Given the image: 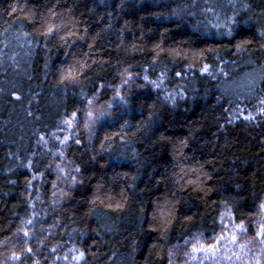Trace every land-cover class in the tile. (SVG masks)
<instances>
[{
  "label": "trees",
  "instance_id": "obj_1",
  "mask_svg": "<svg viewBox=\"0 0 264 264\" xmlns=\"http://www.w3.org/2000/svg\"><path fill=\"white\" fill-rule=\"evenodd\" d=\"M233 3L235 8L228 0H196L195 7L192 0H60L59 4L56 0H0V264L35 261L69 264L71 260L62 257L71 256L69 249L73 246L85 251L87 264H167L166 259L158 258L153 245L182 247L184 238L197 231L205 232L206 236L213 229L219 231L214 218L223 210L221 199L231 202L233 197L238 200L243 197L241 210L257 211L256 205L264 199V117L257 111L259 99L264 96V79L248 91V106H242L256 119H235L236 97L218 84L185 87L187 78H203L209 83L213 80L198 71L199 64L186 69L191 59L182 56L174 59L164 52L159 62L149 68L150 77L156 79L166 69L167 91L183 89L184 96L176 97L173 105L171 100L164 99V91L133 87L129 96L133 103L125 116L131 125L142 119L147 121L148 105H156L151 130L145 129L147 135L129 136L127 144L117 140L111 151L99 155L103 133L118 128L102 129L99 125L92 135L81 123L74 131L81 144L73 141L64 148L55 139L63 137L57 131L58 125L72 111L79 110V120L83 121L87 100L81 95L82 90L87 98L97 95L99 102L110 100L112 89L105 87L97 93L99 84L119 85V72L129 66L132 72H142L151 63V49L160 42L162 34L165 49L178 48L182 53L219 49L225 63L216 60L214 53H206L205 62L212 64L214 71L223 67L231 80L252 69L264 73L259 38L254 29L243 23L251 17L250 23L256 28L264 25V0H233ZM244 4L250 7L245 9ZM13 6L19 9L15 13L11 12ZM52 6L65 20L74 19L80 34L86 35L84 41H78L74 49L67 51H76L89 64L93 60L105 62L93 64L87 77L75 85L60 81L58 68L62 61L70 59L63 55L65 49H54L47 67L42 43L28 54L31 46L27 40L38 36L36 29L40 27L41 16H47V8ZM208 7L221 17L239 13L240 24L233 37L219 35L210 27L208 21L215 23V17L204 11ZM173 10L179 15H172ZM192 12L196 15H189ZM26 17H31V21ZM23 32L30 35L25 37ZM254 37V43L244 53H237V42ZM90 43L91 50L87 47ZM177 71L186 74L175 77ZM136 83H145L142 76L137 77ZM229 119L234 122L228 123ZM161 135L170 139L162 141ZM181 139L188 140L183 149H179ZM58 150L65 152V163L74 161L82 167V175L73 174L83 183L72 187L70 197L53 205L51 182L56 178L55 163L60 162L53 153ZM93 156L95 160L91 159ZM29 159L45 171L48 183L38 180L33 182L35 188L25 187V178H30L31 172L20 165L27 164ZM201 165L212 179L201 175L202 184H189V180L196 181L197 177L185 176L181 168L196 169ZM125 172L128 177L123 175ZM132 176L137 177L135 182ZM58 183L68 190L64 181ZM98 184L102 186L99 192ZM237 184L241 187L237 188ZM201 188L213 191L206 194ZM36 189L40 200H35ZM30 192L35 217L28 203ZM173 205L175 212L165 241L161 239L162 233L151 231L150 226L157 227L161 213L167 215ZM186 216H191L192 221H185ZM26 219H33L34 223L23 224ZM53 224L55 227H50ZM18 228L30 232L27 243ZM27 247L33 251H22ZM53 248L57 249L55 253ZM254 251H258V246ZM13 252L20 259H11ZM178 264H183L182 257Z\"/></svg>",
  "mask_w": 264,
  "mask_h": 264
},
{
  "label": "snow or ice",
  "instance_id": "obj_2",
  "mask_svg": "<svg viewBox=\"0 0 264 264\" xmlns=\"http://www.w3.org/2000/svg\"><path fill=\"white\" fill-rule=\"evenodd\" d=\"M56 3L59 4L60 0H56ZM228 3L235 8L236 5L233 3V0H228ZM196 0H192V6L195 7ZM187 7V6H185ZM243 7L245 9L249 8L248 4H244ZM55 6L47 8V16H41L40 27L36 29L38 36L35 39L27 40V43L31 46L29 48V55H31L32 48L41 45L45 50L46 62L45 67L48 66V60L52 59V56L49 55L53 53V50L65 49L63 55L65 57H69L70 59L62 61L61 66L58 68L60 81L62 83L67 84H77L81 81L82 78L87 77V70L92 68L93 64L102 65L105 63L104 61H96L93 60L92 64H89L86 59H82L78 57L76 51H67V49H74L77 46L78 41H84L86 39V35L80 34V31L77 27V22L73 20H65L63 18L62 13H58L54 10ZM19 9L15 6L12 7L11 12L15 13ZM183 10V9H181ZM31 11V10H29ZM207 13H211L215 17V23L208 21V24L211 28L216 29L219 35L233 37L234 32L240 21L237 19L239 15L238 12H234L232 16L221 17L214 8L208 7L204 10ZM69 14H71L72 9H68ZM35 13L32 12V17H34ZM172 15L176 16L179 13L173 10ZM189 15H196L195 12L189 13ZM26 19H30L31 17H26ZM58 21V22H57ZM251 17L249 20L244 21L245 25H249V29L255 31L256 35L259 38V51L264 53V25L256 28L254 23H250ZM198 25H193V28H197ZM84 33L88 32V29L85 28ZM167 31V30H166ZM23 36L28 37L30 34L27 32L22 33ZM98 35V34H97ZM95 40V38H93ZM254 38H245L240 40L235 44V48L237 53H244L246 49L254 43ZM164 42L163 34L161 35V40L159 43L153 45L151 51L153 52V59L151 63L147 67L142 68V72H132L130 71V67L124 68L119 72V77L121 83L119 85H112L104 83L99 84L97 88V93H99V89H103L105 87L111 88L113 91V95L110 100L105 101L103 104L98 105L99 101L97 95H93L91 98H87L83 90L81 91V95L85 96L87 100L86 109L84 111V119L83 121L79 120V110L72 111L70 115L65 116L61 121L60 125H58L57 131L63 133V137L55 136V139L59 142L61 146L67 148L70 142H73L76 145L81 144V140L74 137V131L76 128L83 124V127L92 135H95V129L97 125L103 129L105 127L110 129L118 128V131H105L103 133L102 138H100L99 144V153L111 151V145L117 140L125 142L127 144V139L129 136L134 137L137 133H143L147 135L145 129L151 130V124L156 116L155 103L148 105L150 111L148 112L147 121L141 120L136 125H131L128 119H125V116L128 113L129 106L133 103L129 96L132 94L131 90L133 87L137 89L142 88H152L160 91H164V99L171 100L173 105L176 103V96L179 95L183 98L182 92H168L165 84V80L167 79V70L160 71L158 77L156 79H152L150 77L149 68H152L153 65L159 62V58L162 53L167 52L168 55L175 57L182 56L185 59H191L192 63H188L185 67L188 70L193 69V67L197 64L200 65L198 71L207 77L215 80L217 76L223 75L227 76L223 69V67L218 68V70H213V65L209 64L206 61V53H214L216 60H219L221 64L225 63L220 57V50L207 48L201 50H190L188 52H181L177 49H165L162 47ZM87 47L91 50L93 48V44L90 43ZM135 47V46H133ZM142 47V46H141ZM87 57V53L83 54ZM154 71V69H153ZM185 71H177L175 72V77H183L185 75ZM145 83H136L137 77H141ZM264 79V77H261ZM256 83L255 79L251 81V85L254 86ZM127 88L129 91L125 92L124 89ZM102 95V93H100ZM222 98V97H221ZM19 99V97H17ZM220 99V98H218ZM230 104L232 101H228ZM144 105L141 104V108ZM227 111V110H225ZM258 114L261 117H264V98L259 99L258 106ZM234 113H238L235 115V119H239L243 117L245 121H252L256 119L251 112H248L247 115L244 114V110H242L239 105L233 110ZM112 118L111 123H108V119ZM228 123H233V119H229ZM134 129V130H133ZM170 138L161 135L160 140H169ZM43 141V137H41ZM47 144V141H44ZM188 146L187 139H181L179 141V149H183ZM35 153H33V156ZM53 155L58 156L60 160L59 163H55V171L56 178L51 182L52 191V204L58 205L61 200L66 199L71 196V189L78 183H83L82 180H78V176L74 175L81 174L82 175V167L79 164H75L74 161H67L65 157V152L63 150H58L57 153H53ZM95 160L96 157L93 156L91 158ZM21 167L28 169L31 172L30 178H25V187L26 188H35L34 181L42 180L44 183H48L45 179V171H41L40 167L37 166V162L29 159L27 164H21ZM44 167L51 168V165H44ZM201 168L203 166L201 165ZM193 173L197 171V169H192ZM125 177H128V173H123ZM208 180L212 179V176L208 173H205ZM132 181L135 182L137 179L136 176L131 177ZM60 181H64L68 185V190L65 188H61L59 186ZM10 183H15V181H10ZM189 184L194 186L200 185L203 181H188ZM43 185H41L42 187ZM134 186V184H133ZM101 185H97V192L101 189ZM237 188H240L241 185L237 184ZM201 191L207 192L213 191L211 188H201ZM29 201L31 208L33 209L31 215L35 217L37 212L35 211V203L32 201L31 197L33 193H29ZM41 197L39 195V189H36L35 200H40ZM243 197L240 198L242 200ZM240 200L236 197L231 198V202L227 199H221L219 204L222 206V211L218 213V216L214 218V223L218 222L219 231L215 229L212 230V234L210 236H206L205 232L197 231L187 238L183 240V246L180 245H172L171 247L165 248L162 245L154 244L153 251L157 252V256L161 260L167 261V264H178L181 257L183 258V264H264V199L260 200L257 207V211L252 213H245L241 210ZM91 203H95L93 200ZM111 207V205H109ZM119 208L120 205L118 204ZM175 212V205L172 206V210L165 215L161 213V221L157 227L152 228L150 226L151 231H159L162 233L161 239L167 240V232L171 226V221L173 219V215ZM90 214V213H89ZM246 217V218H245ZM191 216L184 217V220L187 222L192 221ZM156 221V215L153 214V222ZM23 224L31 225L34 223L33 219H26L22 221ZM50 227H55V224ZM17 232L23 233L25 237V243H27V238L30 236V232L25 228H18ZM253 233L251 236L249 233ZM43 243V240L40 241ZM258 246V251H254ZM56 248L52 249V252H56ZM22 251H26L31 253L33 250L31 247H27L22 249ZM71 253V261L69 264H87L86 253L85 251L73 246L69 249ZM251 253V256L249 254ZM11 259L18 260L20 256L13 252ZM61 259V257H57V260ZM63 260L69 261V256L65 255L62 257ZM34 264H40L39 261H35ZM55 264V261L53 262Z\"/></svg>",
  "mask_w": 264,
  "mask_h": 264
},
{
  "label": "rangeland",
  "instance_id": "obj_3",
  "mask_svg": "<svg viewBox=\"0 0 264 264\" xmlns=\"http://www.w3.org/2000/svg\"><path fill=\"white\" fill-rule=\"evenodd\" d=\"M261 77H264L263 72L255 71V69H252L250 72L247 71L245 74H243L237 80H231L229 78V73H228V75L226 77L223 75L217 76L216 81H214L212 79L213 83H209L207 79H203V78H197V77H193L192 79L187 78L188 79L186 81L187 83L184 85H185V87H189V86L200 87L201 85L202 86L206 85V87H211V86H214L217 84H218V86L222 85L223 88H225L228 93L230 92L233 95V98L236 97V99H234L236 101V104L239 105V107L242 108V110H244L243 109L244 107H242V106L245 104H246L245 107L248 106L247 105L248 91H251L255 87V86L251 85V81L253 79H255L256 83H260L263 80V79H261ZM168 92H182L183 96H184L183 89L176 90L175 88H173V89H170ZM176 97H179V95H177ZM238 97H240V98H238ZM263 98H264V96H263ZM104 102L105 101H100L97 106L103 104ZM244 114L247 115L248 111L244 110ZM98 127H99V125H97L96 129ZM68 256H69V259L71 260V256L70 255H68Z\"/></svg>",
  "mask_w": 264,
  "mask_h": 264
},
{
  "label": "clouds",
  "instance_id": "obj_4",
  "mask_svg": "<svg viewBox=\"0 0 264 264\" xmlns=\"http://www.w3.org/2000/svg\"><path fill=\"white\" fill-rule=\"evenodd\" d=\"M106 119H112V118L108 117ZM196 169H197V171L195 173H193L192 169H184V168H181V171L184 172V175L185 176H188L189 174L195 175L197 177L196 181H199L200 180V176L201 175H204L206 177V175H205L206 172H203V168H201V166L199 168H196ZM180 178L183 179L184 177L182 176Z\"/></svg>",
  "mask_w": 264,
  "mask_h": 264
}]
</instances>
